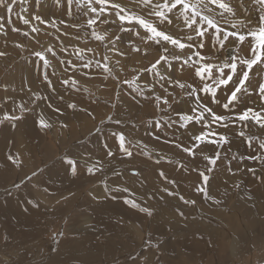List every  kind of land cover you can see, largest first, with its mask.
I'll use <instances>...</instances> for the list:
<instances>
[{
    "label": "rangeland",
    "instance_id": "1",
    "mask_svg": "<svg viewBox=\"0 0 264 264\" xmlns=\"http://www.w3.org/2000/svg\"><path fill=\"white\" fill-rule=\"evenodd\" d=\"M120 2L133 7L131 0ZM229 2L238 15L242 14L241 18L251 15L253 20H259V8L252 0ZM12 3L11 13L0 7V51L6 53L0 57V119L5 112L21 115V104L30 111L16 121L15 129L9 121L0 125L3 174V177L0 174V214L4 217V221L0 220V264H264V165L246 158L253 154L264 156V151L254 152L243 138L233 139L229 155L234 154L237 159L227 167L224 161L219 162L210 184V195L223 203L205 201L195 193L200 177L192 169L195 166L204 169L207 164L204 157L213 154L214 146H202L203 152L196 149L197 155L189 158L171 143L180 138L188 144V133L169 136L167 144L163 137L157 141L147 130L150 128L147 122L167 119L166 113L155 108L152 97L145 101L126 84L117 83L133 79L134 68L150 67L158 53L149 49L146 56L141 53L121 57L122 69L115 65V53L108 52L89 35L85 25L88 17L75 4L68 15L66 0H59V4L57 0H12ZM37 15L45 23L37 21ZM24 19H30V23L25 25ZM71 23L79 25V29L65 27ZM32 27L39 31L32 32ZM140 31L143 35V30ZM121 35L125 48L139 43L135 35ZM74 36L80 39L74 40ZM62 45L66 46L63 52ZM48 47L54 49L56 57L52 58L53 66L45 70L34 52H43ZM81 47L85 48L83 54L94 60H102L104 54L111 56L110 66L115 65L116 79L106 77L102 69H82L74 77L78 79L76 87L64 85L61 73L68 68L65 75H72L71 64L59 61L69 57L75 61L76 49ZM45 72L50 75L51 85L43 79ZM151 80L148 73L142 74L138 82L143 87ZM258 81L264 82V70L251 77L253 87ZM182 82H192L191 72L184 74ZM155 87L156 94L164 95L158 83ZM72 102L78 108H88L92 116L69 108ZM49 104L59 107L63 115L54 112ZM250 105L251 100L242 107ZM180 107L186 106L181 103ZM40 115L54 125L47 134L38 126ZM109 117L122 123L110 122ZM63 122L69 124L67 130L59 127ZM241 128V124L233 125V136L238 137ZM242 130L246 135L255 133L258 139H264V130L258 126ZM113 132H124L128 141L138 145L132 148V158L119 153ZM258 139L253 143L258 144ZM105 144L116 154L109 157ZM9 155L17 163L8 161ZM68 159L76 161V175L72 174ZM93 164L102 171L89 174L87 167ZM181 164L188 170L182 169ZM251 167L256 169L255 177L248 171ZM133 169L140 176L132 175ZM161 171L176 181L180 194L196 203L185 205L177 197L161 193V188L169 186L160 177ZM105 183L110 189L127 188L131 196L129 192L113 191L111 196L116 199H112L105 192ZM225 189L227 195L223 194ZM124 198L135 199L141 207L152 210L153 215L149 217L130 208Z\"/></svg>",
    "mask_w": 264,
    "mask_h": 264
},
{
    "label": "snow or ice",
    "instance_id": "2",
    "mask_svg": "<svg viewBox=\"0 0 264 264\" xmlns=\"http://www.w3.org/2000/svg\"><path fill=\"white\" fill-rule=\"evenodd\" d=\"M57 3L59 4V0ZM74 4L82 10L83 16L88 17L86 27L90 30L89 35L103 44L108 52L115 53L117 57L115 65H120L123 69L121 57L127 58L132 54L141 53L146 56L149 49H154L158 53L150 67L139 70L134 68L136 75L133 79H124L117 83L126 84L135 96L144 97L145 101L152 97L155 108L166 113L167 119L161 117L160 120L147 122L150 125L147 130L157 141L163 137L167 144L169 136L177 137L178 133L181 136L188 133V144L180 138L172 140L171 143L177 150L186 153L189 158L197 155L196 149L203 152L204 147L214 146L213 154L204 157L207 161L204 169L199 170V167L195 166L192 170L198 171L200 177L195 193L205 201L212 200L217 205L221 204V200L210 195V184L214 178V171L218 170L219 162L224 161L227 167L232 160L237 159L234 154L229 155L232 152L233 139L243 138L247 147L253 149L254 152L264 151V139H258L255 133L246 135L242 130L243 127L255 126L264 130V82L258 81L255 87L251 82V77L264 70V0H252V4L259 8L258 21L253 20L251 15L241 18L242 14L238 15V10L231 5L229 0H163V2L160 0H131L132 8L128 4H122L120 0H84L83 4L81 0H66L68 15L72 14ZM0 7H4L6 13H11L13 11L12 0H0ZM35 19L42 24L45 23L39 15L35 16ZM23 22L25 25L30 23L29 19H24ZM61 23L64 22L61 21ZM226 25L228 27H225ZM52 26H55L54 22ZM65 27L79 29L80 26L71 23L66 24ZM174 28L178 31H173ZM31 31L35 33L39 29L32 27ZM121 33L135 35L139 38V43L133 42L127 48L123 47ZM24 35L27 36L28 33L25 32ZM73 39H80V37L74 36ZM253 42H255L254 46ZM17 47L21 46L17 45ZM65 49L66 46L60 47L61 52ZM49 53L50 57L47 55ZM83 53H85V48L81 47L76 49L75 61H72L70 57L68 60L59 61L60 64H71L72 75H65L69 71L68 68L61 73L64 85L76 87L78 79L74 77L82 69H102L106 77L116 79L113 74L115 65L110 66L111 56L104 54L102 60H94ZM5 55V52L0 51V57ZM34 55L43 62L42 68L47 70L53 66L52 58L56 57V52L52 47H48L43 52L35 51ZM189 72H191L192 82H182L184 74ZM148 73L151 74L152 80L141 87L138 81L141 80L142 74ZM83 74L88 75L89 73ZM43 79L48 81L49 85L52 84L48 72L44 73ZM143 79L147 80V76L144 75ZM157 83L163 89L164 95L156 94L155 85ZM148 84H152V87ZM145 89H147V95ZM60 98L63 99V96ZM117 99L119 100V96ZM249 100H251V105L242 107ZM181 103L186 107L181 108ZM213 105L217 106L220 111H217ZM112 106L115 107L114 104ZM48 107L53 108L51 104ZM68 107L92 116L88 108H78L76 103H70ZM19 108L21 115H9L5 112L3 119H0V125L9 121L15 129L16 121L22 120V114L30 111L23 104ZM53 111L63 115L59 107L53 108ZM172 113H176V116ZM109 120L116 124L122 123L120 120L112 121L111 117ZM236 124L242 125L238 137L233 136V125ZM38 126L46 130L45 134L47 130L54 127L43 115H40L38 119ZM59 127L67 130L69 124L63 122ZM112 136L118 140L119 153L132 158L134 155L132 148L138 145L128 141L124 132H113ZM254 139H258V144L253 143ZM130 144L131 147H129ZM104 147L108 149L107 144ZM115 154L108 149L109 157ZM149 158H151L150 155ZM246 158L259 161L261 165H264V156L253 154ZM6 159L17 163L12 155L7 156ZM67 163L72 166V174L76 175V161L68 159ZM180 167L185 171L188 170L184 164ZM97 171H102V168H98L96 164L87 167L89 174ZM228 171L231 172L232 169L228 167ZM248 171L254 177L257 175L254 167L248 168ZM132 175L138 177L140 173L133 169ZM159 175L169 185L161 188L159 190L161 193L169 197H177L185 205L196 203L195 200L187 199L178 192L179 186L176 181L170 180L162 171ZM113 191L129 192L127 188L110 189L105 183V192L109 196ZM223 194L227 195V189ZM129 196H131L130 192ZM111 198L116 199L115 196ZM163 198L164 196L161 195L160 199L163 200ZM123 202L132 209L146 213L149 217L153 215L152 210L141 207L135 199L124 198ZM180 215L183 216V212ZM56 250L52 249V251Z\"/></svg>",
    "mask_w": 264,
    "mask_h": 264
},
{
    "label": "bare ground",
    "instance_id": "3",
    "mask_svg": "<svg viewBox=\"0 0 264 264\" xmlns=\"http://www.w3.org/2000/svg\"><path fill=\"white\" fill-rule=\"evenodd\" d=\"M130 3V2H129ZM66 5V4H65ZM67 8V7H66ZM241 14V13H240ZM243 17V16H242ZM30 20V19H29ZM86 25V24H85ZM61 29V28H60ZM62 35V34H61ZM68 94H69V92H68ZM67 97V96H66ZM66 99V98H65ZM68 99V98H67ZM70 99V98H69ZM81 99H82V97H81ZM60 101H62V100H60ZM67 102H68V100H67ZM69 103V102H68ZM73 103V102H72ZM16 105H19V104H16ZM15 105V106H16ZM60 106V105H59ZM56 107V106H55ZM133 120V119H132ZM74 124H75V122H74ZM240 125V124H239ZM84 126V125H83ZM246 130V129H245ZM253 130V129H252ZM251 130V131H252ZM256 130V129H255ZM257 131V130H256ZM247 132V131H246ZM249 134H250V132H248ZM252 133V132H251ZM259 137V136H258ZM238 140V139H237ZM255 140V139H254ZM97 143V142H96ZM99 146H101V145H99ZM236 147V146H235ZM240 147V146H239ZM200 158V157H199ZM203 158V157H202ZM224 164V163H223ZM124 165V164H123ZM135 165H137V164H135ZM10 166V165H9ZM133 166V165H132ZM143 168V167H142ZM201 168V167H200ZM149 169V168H148ZM159 169V168H158ZM151 170V169H150ZM178 170V169H177ZM193 172V171H192ZM197 172V171H196ZM147 173H148V171H147ZM0 174H1V176L3 177V174H2V169L0 168ZM149 174V173H148ZM196 175V174H195ZM135 178V177H134ZM237 178H238V176H237ZM0 179H1V177H0ZM138 179V178H137ZM139 182V181H138ZM140 183V182H139ZM115 184V183H114ZM221 191V190H220ZM219 191V192H220ZM221 194V193H220ZM219 194V195H220ZM224 196V195H223ZM222 196V197H223ZM100 198V197H99ZM226 200V199H225ZM230 201V200H229ZM231 202V201H230ZM52 203H53V201H52ZM51 203V204H52ZM223 203V202H222ZM239 204V203H238ZM243 205V204H242ZM234 206H235V204H234ZM233 206V207H234ZM240 206V205H239ZM216 207V206H215ZM243 208V207H242ZM246 209V208H245ZM260 210V209H259ZM60 212V211H59ZM231 211H229V213H230ZM180 213V212H179ZM257 213H259V212H257ZM253 217V216H252ZM131 219V218H130ZM0 220L1 221H4V217L0 214ZM149 223V222H148ZM216 223V222H215ZM214 224V223H213ZM88 225V224H87ZM86 226V225H85ZM93 226V225H92ZM109 227V226H108ZM135 227H137L136 225H135ZM240 228H242V227H240ZM82 229H84V228H82ZM214 229V228H213ZM78 230V229H77ZM197 230V229H196ZM76 231V230H75ZM121 231V230H120ZM201 231V230H200ZM224 232V231H223ZM6 234H9L7 231L5 232ZM206 233H208V232H206ZM220 234V233H219ZM4 235V234H3ZM218 236V235H217ZM202 238V237H201ZM208 238V237H207ZM149 239V238H148ZM220 239V238H219ZM194 240V239H193ZM208 241V240H207ZM226 241V240H225ZM220 242V241H219ZM157 244V243H156ZM88 246H90V245H88ZM202 246V245H201ZM2 247V246H1ZM3 247H5V246H3ZM8 247V246H7ZM114 247V246H113ZM73 249V248H72ZM172 249V248H171ZM209 249V248H208ZM71 250V249H70ZM77 251V250H76ZM70 252H75V250H72V251H70ZM189 254V253H188ZM74 255V254H73ZM70 256V255H69ZM77 256V255H76ZM181 257V256H180ZM77 258H79L78 256H77ZM76 258V259H77ZM81 258V257H80ZM185 258V257H184ZM190 258V257H189ZM66 259V258H65ZM28 260V259H27ZM64 260V259H63ZM92 260V259H91ZM67 262V261H66ZM27 263V262H26ZM30 263V262H29ZM77 263H79V262H77Z\"/></svg>",
    "mask_w": 264,
    "mask_h": 264
}]
</instances>
